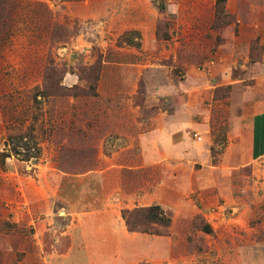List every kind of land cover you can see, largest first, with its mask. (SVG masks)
<instances>
[{
	"label": "rangeland",
	"instance_id": "374dc122",
	"mask_svg": "<svg viewBox=\"0 0 264 264\" xmlns=\"http://www.w3.org/2000/svg\"><path fill=\"white\" fill-rule=\"evenodd\" d=\"M217 1L0 0V264L152 204L170 226L110 247L118 264H264V0ZM184 108L208 154L193 127L197 154L146 162L135 136Z\"/></svg>",
	"mask_w": 264,
	"mask_h": 264
},
{
	"label": "crops",
	"instance_id": "0c3cea01",
	"mask_svg": "<svg viewBox=\"0 0 264 264\" xmlns=\"http://www.w3.org/2000/svg\"><path fill=\"white\" fill-rule=\"evenodd\" d=\"M189 104L188 102L186 103ZM184 113H175L169 116L164 122L149 130L139 133L135 136V146L139 150H143L142 154L146 162H155L162 159L158 151L163 150L164 158H171L173 155L187 157L188 154H197V148L193 149V138L190 134V129L193 127L201 128L204 133L198 139L202 140L198 145V150L203 151L204 156L208 154L210 146V134L206 131H211L210 121H203L202 123L194 122L192 116H188V109H183ZM182 114V115H180ZM208 117V116H207ZM250 140L249 151L254 158L264 156V109L256 111L252 115L250 121ZM192 155V156H193ZM88 214H86L87 216ZM47 230H51L47 228ZM97 236L90 234L89 228L85 220L76 223L73 219L71 223L63 228L55 227L50 244L51 249L44 250L43 260L45 264H118L122 257L110 252V247H117L118 254L127 239L135 236L138 232H129L125 220L115 222L114 224L107 223ZM44 236V235H43ZM51 237V235H50ZM44 244V237H43ZM108 247L107 253L91 254L90 247ZM105 249V248H104ZM118 256V257H117Z\"/></svg>",
	"mask_w": 264,
	"mask_h": 264
},
{
	"label": "trees",
	"instance_id": "16d2710c",
	"mask_svg": "<svg viewBox=\"0 0 264 264\" xmlns=\"http://www.w3.org/2000/svg\"><path fill=\"white\" fill-rule=\"evenodd\" d=\"M218 4L225 0H218ZM132 44L130 39L126 40ZM138 43L136 46H139ZM37 95V94H36ZM40 149L38 148V151ZM36 157L38 155H35ZM122 216L126 221L130 232H145L150 234H162L160 227H169L172 217L160 204H152L149 206H140L133 209H124ZM206 232H212L210 225L203 228Z\"/></svg>",
	"mask_w": 264,
	"mask_h": 264
},
{
	"label": "built area",
	"instance_id": "2783aa9c",
	"mask_svg": "<svg viewBox=\"0 0 264 264\" xmlns=\"http://www.w3.org/2000/svg\"><path fill=\"white\" fill-rule=\"evenodd\" d=\"M196 136H197V134H196Z\"/></svg>",
	"mask_w": 264,
	"mask_h": 264
}]
</instances>
